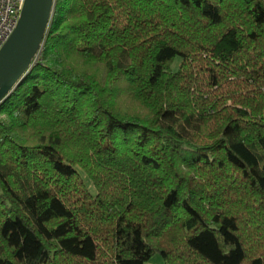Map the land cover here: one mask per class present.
<instances>
[{"label": "trees", "instance_id": "1", "mask_svg": "<svg viewBox=\"0 0 264 264\" xmlns=\"http://www.w3.org/2000/svg\"><path fill=\"white\" fill-rule=\"evenodd\" d=\"M154 253L264 264V0H56L0 103V264Z\"/></svg>", "mask_w": 264, "mask_h": 264}, {"label": "water", "instance_id": "2", "mask_svg": "<svg viewBox=\"0 0 264 264\" xmlns=\"http://www.w3.org/2000/svg\"><path fill=\"white\" fill-rule=\"evenodd\" d=\"M56 0H24L15 28L0 48V103L35 65Z\"/></svg>", "mask_w": 264, "mask_h": 264}, {"label": "built area", "instance_id": "3", "mask_svg": "<svg viewBox=\"0 0 264 264\" xmlns=\"http://www.w3.org/2000/svg\"><path fill=\"white\" fill-rule=\"evenodd\" d=\"M24 0H0V48L15 28Z\"/></svg>", "mask_w": 264, "mask_h": 264}, {"label": "rangeland", "instance_id": "4", "mask_svg": "<svg viewBox=\"0 0 264 264\" xmlns=\"http://www.w3.org/2000/svg\"><path fill=\"white\" fill-rule=\"evenodd\" d=\"M180 59L177 58L173 65H172V68L173 70H176V68L178 67V63H179ZM91 189L92 186H90ZM144 264H164V261H163V258L162 256L160 255V253H154Z\"/></svg>", "mask_w": 264, "mask_h": 264}]
</instances>
